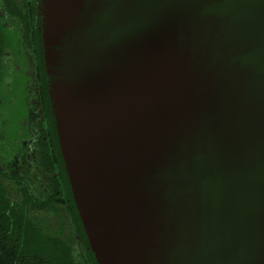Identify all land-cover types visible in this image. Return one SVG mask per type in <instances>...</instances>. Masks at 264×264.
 <instances>
[{
	"label": "water",
	"instance_id": "95a60500",
	"mask_svg": "<svg viewBox=\"0 0 264 264\" xmlns=\"http://www.w3.org/2000/svg\"><path fill=\"white\" fill-rule=\"evenodd\" d=\"M41 15L98 264H264V0H41Z\"/></svg>",
	"mask_w": 264,
	"mask_h": 264
},
{
	"label": "rangeland",
	"instance_id": "374dc122",
	"mask_svg": "<svg viewBox=\"0 0 264 264\" xmlns=\"http://www.w3.org/2000/svg\"><path fill=\"white\" fill-rule=\"evenodd\" d=\"M35 3L34 15L31 11ZM42 18L41 0H0V171L6 175L0 176L13 202L22 199L18 179L27 182L40 201L51 193V178L59 181L56 170L49 173L39 164L48 139V121L37 80L33 39L36 29L42 34ZM59 208L58 213L36 216L47 233H56L61 223H65L66 233H72L65 203ZM77 248H81L79 242Z\"/></svg>",
	"mask_w": 264,
	"mask_h": 264
},
{
	"label": "trees",
	"instance_id": "16d2710c",
	"mask_svg": "<svg viewBox=\"0 0 264 264\" xmlns=\"http://www.w3.org/2000/svg\"><path fill=\"white\" fill-rule=\"evenodd\" d=\"M36 6L35 3L32 11L30 10L34 15L37 12ZM18 11L21 13V9ZM34 33L36 74L43 98L44 115L48 121V139L44 141L39 164L49 173L56 170L60 182L51 178V193L47 192L45 199L40 201L27 182L18 179L22 199L13 202L3 184L4 178L0 176V264H98L73 198L59 146L45 74L42 34L39 29ZM0 172L2 175V171ZM62 202L65 203L73 232L66 233L65 223H61L62 226L56 233H47L36 214L49 211L58 213ZM78 242L80 250L77 248Z\"/></svg>",
	"mask_w": 264,
	"mask_h": 264
},
{
	"label": "flooded vegetation",
	"instance_id": "af4514ba",
	"mask_svg": "<svg viewBox=\"0 0 264 264\" xmlns=\"http://www.w3.org/2000/svg\"><path fill=\"white\" fill-rule=\"evenodd\" d=\"M38 2H39V0H38ZM29 19H30V16H29ZM34 40H35V39H33V42H34ZM25 45H26V43H25ZM27 49H28V48H27Z\"/></svg>",
	"mask_w": 264,
	"mask_h": 264
}]
</instances>
